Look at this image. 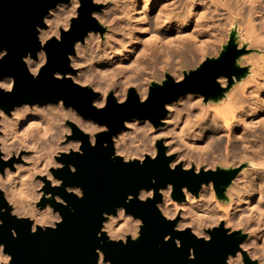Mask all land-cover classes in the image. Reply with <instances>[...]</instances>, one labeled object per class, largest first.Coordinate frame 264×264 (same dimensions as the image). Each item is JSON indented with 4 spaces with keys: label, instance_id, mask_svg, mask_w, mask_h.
I'll return each instance as SVG.
<instances>
[{
    "label": "clouds",
    "instance_id": "clouds-1",
    "mask_svg": "<svg viewBox=\"0 0 264 264\" xmlns=\"http://www.w3.org/2000/svg\"><path fill=\"white\" fill-rule=\"evenodd\" d=\"M83 2L59 0L42 17L44 27L35 25L39 50L35 57L31 52L21 57L33 80H38L49 64V43L62 44L64 36L72 32L74 22H79ZM90 3L94 9L89 13L90 19L102 31L89 30L82 39L76 40L73 52L67 55L68 67L72 71L53 72L52 76L57 81L66 79L80 89L90 90L95 96L91 107L98 112L107 109L110 96L118 107L124 106L130 99V90H134L138 103L144 105L156 88L163 89L169 80L181 85L207 62L219 61L229 48L234 49L233 66L237 70H243L246 63H251L248 57L264 61L262 0L255 3L253 0H160L159 3L157 0H90ZM154 6L156 11L153 13ZM190 21L193 26L185 33ZM173 22L175 34L162 38L159 30ZM149 32L150 37L141 35ZM146 41L158 43L154 54L144 62L141 58L146 56L143 47ZM249 49L256 51L249 52ZM8 56L7 48L0 49V62ZM138 63L140 68H137ZM127 69L136 71L126 74ZM251 77V70L240 77L241 83L237 82L236 75H218L215 78L221 92L218 99L200 92H186L163 105L165 115L159 125L147 118H133L123 121L122 130L111 136L113 151L110 159L113 162L119 159L125 165L136 163L139 167L149 159L155 162L160 153L159 142L165 159L169 161V171L179 169L194 176L234 173L229 183L222 186V196L215 181L210 179L201 183L196 193L182 186L183 200L180 201L174 198L172 183L160 188H140L135 196L128 194L124 201L125 205H130L133 200L143 204L152 201L166 222H175L173 232L182 234L188 231L205 244L212 241V230L222 229L227 237L238 234L242 239L237 250L234 255L228 253L223 264H246V258L248 264H264V143L250 148L257 160L252 163V157L244 153V149H249L247 143L233 145L231 153L217 145L206 154L196 142L204 140L206 134L209 140L217 133L216 140L227 134L222 131L226 125L218 120L217 109L228 100L237 104L236 112L241 115L233 114V120L242 129L264 126V114H261L264 113V97L258 91L264 89V83L253 81L256 88L248 93V100L254 98L258 103L245 104L236 95ZM15 89L14 76L0 79V93L13 94ZM196 109L199 111H194ZM249 117H255V120L249 121ZM22 122L24 126L21 128ZM34 125L42 126L45 134L33 133L31 142H26L29 129ZM74 130L86 137L93 149L97 147L98 136L110 132L107 124L85 118L75 107L66 105L63 99L43 105L25 102L7 111L0 107V161L6 165L9 161H19L0 171V194L7 205L0 207V215L30 222L31 235L57 231L64 222V216L53 203H44L40 207L42 201H54L56 205L68 207L60 195L44 191L46 186L52 189L63 187L66 194L79 200L85 198L82 187L66 186L53 171L67 167L71 174H77L74 164L62 162L64 157L85 155L84 141L73 138ZM243 138V130L234 137L237 141ZM101 147L107 149L108 142H103ZM245 159L249 166L241 169ZM236 169L241 170L237 172ZM151 184H157L155 178ZM157 195L160 197L158 201ZM217 196L219 201H216ZM220 202L225 209L231 210V216L220 210ZM253 209H259V214L252 217L254 224L246 226L250 221L245 217L251 216ZM70 210L75 213V209ZM3 226L4 220L0 219V227ZM145 226L142 218L134 216L124 206H116L113 212H102L101 225L96 232L101 243V247L95 250L96 264H113L102 250L105 237L109 244L127 247L129 238L132 243L140 241ZM10 232L13 239H19L15 228ZM163 241L165 244L174 243L177 250L182 248L181 239H173L171 234L165 235ZM187 259L196 261L195 248L188 249ZM0 264H15V257L4 243H0Z\"/></svg>",
    "mask_w": 264,
    "mask_h": 264
},
{
    "label": "water",
    "instance_id": "water-1",
    "mask_svg": "<svg viewBox=\"0 0 264 264\" xmlns=\"http://www.w3.org/2000/svg\"><path fill=\"white\" fill-rule=\"evenodd\" d=\"M59 0H0V49L7 48L9 56L0 62V78L14 76L16 89L13 94L0 93V107L6 111L14 105L27 103L46 104L55 103L63 99L66 105L75 107L85 118L107 124L110 132L98 136L95 149L89 147L87 138L74 130L75 139L84 141V156L72 155L64 157L65 165L74 164L78 171L71 174L67 167L63 170H53L57 178L63 179L66 186H80L85 191V198L79 200L66 194L63 187L52 189L46 187V192L60 195L68 204L65 208L53 203L64 216V222L57 231L49 230L31 235L30 222L17 221L5 215H0L4 226L0 227V243L7 246V250L15 257V264H96V248L101 247L96 232L101 225V213L113 212L116 206H124L128 212L140 217L145 222L142 229V238L124 247L121 244H109L106 241L102 246L106 258L113 264H223L228 253L234 255L237 245L242 237L238 234L233 237L224 235L223 230H212V241L205 244L197 241L190 232L176 233L172 231L175 222H166L155 209L152 201L143 204L133 200L130 205L124 201L128 194L136 195L140 188H160L168 183L175 186L174 198L183 200L180 192L182 186H187L193 193L198 192L201 183L214 180L219 192L222 186L228 183L230 174L194 176L191 172L185 173L179 169L169 171L168 160L165 159L164 149L158 142L160 153L157 161L150 159L143 167L136 163L125 165L121 160L113 162L111 136L120 132L123 121L138 118L152 120L159 125L160 119L165 115L163 105L170 103L186 92H200L206 95H215L219 91L215 84L218 75H229L232 69L231 51L229 48L219 61L207 62L202 69L177 86L169 80L163 89L156 88L148 103H138L134 90H130L129 101L118 107L109 97V105L104 111L98 112L91 107L95 98L87 89H80L69 80L57 81L53 79V72L61 74L71 72L68 67L67 55L73 52V43L80 40L89 30H100L96 22L90 19L89 13L94 10L90 0H84L79 22H74V27L69 35L64 36L62 44L50 42L47 48L49 64L42 71L38 80H33L21 62V57L28 52L33 54L39 50L36 41L35 25L42 27V17L49 8L55 7ZM108 142L109 147H101L103 142ZM5 163L0 161V171ZM155 178L156 185L151 184ZM156 200H160L159 195ZM0 207H7L0 194ZM70 209H75L73 213ZM15 228L19 239L11 237L10 230ZM171 234L173 239L180 238L182 248L177 250L175 244H165L163 238ZM196 249V261H188V249ZM246 264H248L246 258Z\"/></svg>",
    "mask_w": 264,
    "mask_h": 264
},
{
    "label": "bare ground",
    "instance_id": "bare-ground-1",
    "mask_svg": "<svg viewBox=\"0 0 264 264\" xmlns=\"http://www.w3.org/2000/svg\"><path fill=\"white\" fill-rule=\"evenodd\" d=\"M109 1H111V0H109ZM101 2H103V0H101ZM159 2H160V0H157V3H159ZM219 2H226V0H219ZM253 2L255 3L256 0H253ZM262 2H264V0H262ZM152 11H153V13L156 11L155 6L153 7ZM165 11L167 12L168 9H166ZM221 11H223V9H221ZM163 18L164 17H161V19H163ZM192 26H193L192 21H190L189 25L184 29V32L185 33L189 32L190 29L192 28ZM174 34H175L174 22L171 25L167 26L165 29L159 30V35L162 38H166V37L174 35ZM141 35H143L145 37H150L151 32L143 33ZM254 39H255V37H254ZM157 43H158L157 41H152L151 43H149L148 41L145 42V45L143 47L145 48L146 56L141 58L144 62L147 61L148 57H151L154 54V48L157 46ZM136 47H139V46H136ZM251 50L256 51V49H251ZM248 59L251 60V63H246V65L248 64V70L247 71L251 70L252 77H251V80H249L247 83H243V86L238 90L236 95L240 97V102H243L245 104H247V103H258V101H256L254 98L252 100H248V93L251 92L254 88H256V83H254L253 81H259L261 83H264V61H260L255 57H248ZM102 67H103V65H102ZM140 67H141V65L138 63L137 68H140ZM134 71H136V69H127L126 74L128 72H134ZM0 79H2V78H0ZM258 91H259V95L261 97H264V89H259ZM236 107H237V104L233 100L225 101L223 104L219 105L218 109H217L218 120L221 123H224L226 125V127L224 129H222V131L227 133V134L224 135L219 140H216V136L219 135V133L212 136L211 140H209V135L206 134L204 140L196 142V146L202 148L206 154L213 151L217 145L223 146L228 153H231L233 145H242V144L247 143L249 145V149H244V153L246 154V156L252 157V163H256L257 162L256 154L254 152L250 151V148H255L258 145L264 143V126H256V127H252V128L242 129V127L239 126L235 120H233V114L241 115V113L236 112ZM194 111H199V109H196ZM261 114H264V113H261ZM248 120L254 121L255 117H249ZM197 123H199V121ZM204 123L206 124L207 121H204ZM23 126H24V122H22L21 128ZM177 130H179V129H177ZM242 130L244 132V138L240 141L235 140L234 137L236 135L240 134ZM48 132L51 133V130L49 129ZM33 133H36L39 135H44L45 129L42 126H35V125L32 126L29 129V139L26 142H29V143L31 142V137H32ZM257 134H260V135L257 136ZM253 136H257V139H255V140L252 139ZM162 138L166 139V137H161V139ZM224 138H226V139H224ZM206 141H208V142L206 143ZM13 162H19V161H9L7 163V165L6 164L5 165L8 167H11V164ZM248 166H249V161L247 159H245L244 163L241 165V169L244 167H248ZM216 201H219L218 196L216 197ZM252 202L255 203V197L252 198ZM220 210L221 211H227L228 214L231 216V210L225 209L223 202H220ZM258 214H259V209H253L251 216L245 217V220L250 221V224H248L246 226H250L251 224H254L255 220L252 219V217H255Z\"/></svg>",
    "mask_w": 264,
    "mask_h": 264
},
{
    "label": "rangeland",
    "instance_id": "rangeland-1",
    "mask_svg": "<svg viewBox=\"0 0 264 264\" xmlns=\"http://www.w3.org/2000/svg\"><path fill=\"white\" fill-rule=\"evenodd\" d=\"M109 2H111V1H109ZM98 31H102V29H100V30H98ZM241 51H243V49L241 50ZM249 52L251 51H253V50H251V49H249L248 50ZM231 55H232V58H233V56H234V49L231 51ZM230 68L232 69V71L230 72V74L228 75L229 77L231 76V75H236L237 76V82L238 83H241V79H240V77L241 76H243V75H245L246 73H247V70H248V64L245 66V68L243 69V70H237V69H235L234 68V66H233V59H232V62H231V64H230ZM227 76V75H226ZM246 79V78H245ZM221 92H220V90L217 92V94H215V95H206V96H208V97H211V98H214V99H218L219 97H220V94ZM162 139H164V138H162ZM224 139H226V138H224ZM6 166V165H5ZM241 169H236V171L237 172H239ZM220 174H224L223 172H221ZM233 175H234V173H233ZM232 175V176H233ZM232 176H231V178H232ZM230 178V179H231ZM230 179H229V181H230ZM229 181H228V183H229ZM227 184V183H226ZM225 184V185H226ZM224 186V185H223ZM46 189V188H45ZM45 189H44V191H45ZM220 193V195L222 196V191L221 192H219ZM178 201H180V200H178Z\"/></svg>",
    "mask_w": 264,
    "mask_h": 264
}]
</instances>
